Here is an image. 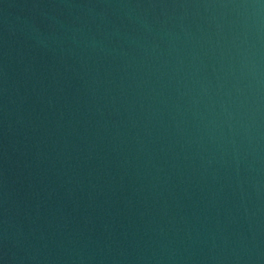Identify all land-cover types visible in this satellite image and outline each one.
<instances>
[{
  "label": "water",
  "instance_id": "water-1",
  "mask_svg": "<svg viewBox=\"0 0 264 264\" xmlns=\"http://www.w3.org/2000/svg\"><path fill=\"white\" fill-rule=\"evenodd\" d=\"M0 264H264V0H0Z\"/></svg>",
  "mask_w": 264,
  "mask_h": 264
}]
</instances>
